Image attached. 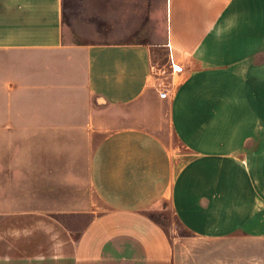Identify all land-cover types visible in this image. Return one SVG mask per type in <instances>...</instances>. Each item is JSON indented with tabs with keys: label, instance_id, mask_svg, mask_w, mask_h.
Returning a JSON list of instances; mask_svg holds the SVG:
<instances>
[{
	"label": "crops",
	"instance_id": "crops-1",
	"mask_svg": "<svg viewBox=\"0 0 264 264\" xmlns=\"http://www.w3.org/2000/svg\"><path fill=\"white\" fill-rule=\"evenodd\" d=\"M165 206L264 240V0H0V264H172Z\"/></svg>",
	"mask_w": 264,
	"mask_h": 264
},
{
	"label": "rangeland",
	"instance_id": "rangeland-1",
	"mask_svg": "<svg viewBox=\"0 0 264 264\" xmlns=\"http://www.w3.org/2000/svg\"><path fill=\"white\" fill-rule=\"evenodd\" d=\"M4 181L7 200H14L16 194L15 179H4ZM26 186V184L23 185L24 192L27 190ZM24 194L26 195V193ZM0 212L8 213L9 218L15 217L14 210ZM151 216L165 229L169 236L173 249L172 264H264V240L194 241L187 237L186 232L175 220L167 206Z\"/></svg>",
	"mask_w": 264,
	"mask_h": 264
},
{
	"label": "built area",
	"instance_id": "built-area-1",
	"mask_svg": "<svg viewBox=\"0 0 264 264\" xmlns=\"http://www.w3.org/2000/svg\"><path fill=\"white\" fill-rule=\"evenodd\" d=\"M169 66H170L171 71L173 73L181 74L183 72V68L182 67H179V66L174 64V61H173V58H172L171 54H169ZM151 70H152V72L158 71L155 67H152Z\"/></svg>",
	"mask_w": 264,
	"mask_h": 264
}]
</instances>
